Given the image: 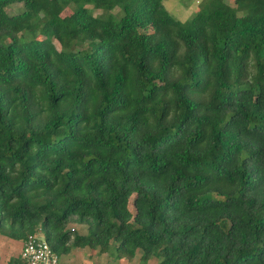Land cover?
<instances>
[{
	"label": "trees",
	"instance_id": "1",
	"mask_svg": "<svg viewBox=\"0 0 264 264\" xmlns=\"http://www.w3.org/2000/svg\"><path fill=\"white\" fill-rule=\"evenodd\" d=\"M162 1L0 0V235L264 264V0Z\"/></svg>",
	"mask_w": 264,
	"mask_h": 264
},
{
	"label": "rangeland",
	"instance_id": "2",
	"mask_svg": "<svg viewBox=\"0 0 264 264\" xmlns=\"http://www.w3.org/2000/svg\"><path fill=\"white\" fill-rule=\"evenodd\" d=\"M199 0H163L164 8L178 18L180 21L186 20L192 13L198 8ZM225 2L231 6L236 12H239V5L236 0H225ZM18 4H12L6 8L8 14H14L18 11ZM73 10V6L69 5L65 7L61 15H69ZM99 10H94L97 13ZM116 12V9L113 10ZM135 193L130 192L128 198L125 201V206L133 214L136 210L135 206ZM67 227L74 229L76 232L84 234L86 232V226L80 222H72ZM41 237V234H38ZM20 248V247H19ZM19 251L17 243L7 237L0 235V264H9L11 259L15 258V255ZM156 259L149 258L146 262L142 261L140 252L136 251L132 258L119 255L113 257L109 254L98 253L97 250H91L88 247L73 248L63 259L59 260V264H155Z\"/></svg>",
	"mask_w": 264,
	"mask_h": 264
},
{
	"label": "built area",
	"instance_id": "3",
	"mask_svg": "<svg viewBox=\"0 0 264 264\" xmlns=\"http://www.w3.org/2000/svg\"><path fill=\"white\" fill-rule=\"evenodd\" d=\"M39 230L26 235L22 241L18 257L22 264H59V256L46 242V240L38 236Z\"/></svg>",
	"mask_w": 264,
	"mask_h": 264
},
{
	"label": "crops",
	"instance_id": "4",
	"mask_svg": "<svg viewBox=\"0 0 264 264\" xmlns=\"http://www.w3.org/2000/svg\"><path fill=\"white\" fill-rule=\"evenodd\" d=\"M2 237H5V236H2ZM8 239H10V238H8ZM11 240H13V239H11ZM13 242L17 243V246H18V249H19V247H20V245H21L22 242L21 241H18V240H13ZM18 252L19 251H17L15 257L18 255Z\"/></svg>",
	"mask_w": 264,
	"mask_h": 264
}]
</instances>
